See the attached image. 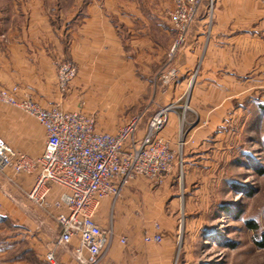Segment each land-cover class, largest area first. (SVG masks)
Segmentation results:
<instances>
[{"label":"crops","instance_id":"0c3cea01","mask_svg":"<svg viewBox=\"0 0 264 264\" xmlns=\"http://www.w3.org/2000/svg\"><path fill=\"white\" fill-rule=\"evenodd\" d=\"M74 3V10L68 13L61 7L55 9L46 0H10L0 4V87H17L20 97H31L47 108L61 105L75 111L77 104H73L81 83L75 81L67 92L61 93L57 85L59 60L74 61L88 81L87 87H121L115 68L123 65L129 69L135 105H152L140 124L139 136L160 106L180 102L188 91L187 101L196 121L182 137L181 111L177 106L170 112L162 135L177 151L182 139L183 162L188 168L228 161L232 138L230 131L220 126L223 120L250 118L246 103L252 99L249 94L255 88H264V0H217L212 30L208 32V20L202 12L190 29L186 44L172 60L169 49L175 28L168 10L173 0ZM172 66L177 75L168 81L164 76ZM260 100L258 107L264 112V97ZM115 131L112 128L109 132ZM0 136L11 146L32 154H41L46 144V130L34 117L1 102ZM19 182L23 190H28L34 177L23 176ZM165 186L168 184L164 189ZM20 189L0 177V222L11 221L14 228L0 235V264H52L47 260V253L52 250L58 263L78 264L72 244L56 245L58 225L49 235L45 226L35 224L41 209ZM60 191L54 185L50 199ZM110 200L105 198L98 212ZM175 224L174 218L166 215L159 222V229L154 225L146 232L160 233V243L145 241L146 233L141 241H129L127 237V243H122L123 235L115 229L116 239L100 264H170Z\"/></svg>","mask_w":264,"mask_h":264},{"label":"rangeland","instance_id":"374dc122","mask_svg":"<svg viewBox=\"0 0 264 264\" xmlns=\"http://www.w3.org/2000/svg\"><path fill=\"white\" fill-rule=\"evenodd\" d=\"M8 1L10 0H0V4H7ZM75 1L77 0H46L47 4L50 3L55 9L61 7L65 13L70 9L74 10L71 7L76 6ZM216 1L211 26L208 15L206 16L208 32L214 25ZM207 2L209 0H203L201 5ZM201 5L199 9L202 11ZM200 13L202 12L199 15L196 13L184 42L170 55L179 35L174 27L175 33L169 49L170 60L186 44L187 35L201 16ZM170 21L172 23L171 19ZM200 64L199 62L198 65ZM77 67L78 74L71 83H81L77 88L78 98L73 104H77L75 111L81 110L92 115L100 130L110 131L116 128L117 131L133 115H141V121L144 120L147 109L152 105H135L129 69L123 65L115 68L116 74L121 78H116L122 84L121 87H87L88 81H85L84 74L80 72L78 65ZM164 78L168 79L166 76ZM172 78L176 76L168 81ZM249 95H252V99L246 103L249 104L250 118L235 122L223 120L220 126L230 131L232 138V152L228 161L222 159L224 161H218L217 165L199 169L188 168L185 162L181 165L179 161L161 182L145 177L133 179L119 197L110 198L108 206L98 212L102 224L113 225L114 230L128 237L129 241H141L151 226L170 215L176 221L170 264H264V248L259 245L264 232V112L258 107L263 100H260L261 96L264 97V88H255ZM188 97L187 91L180 102L167 104L180 107L182 137L188 126L196 121L187 101ZM55 106L62 108L61 105ZM181 152L183 159L184 154ZM181 154H178L179 158ZM165 183L168 186L164 189ZM169 189H172V193ZM40 209L41 217L36 216L35 224L45 226V233L52 235L57 225L56 219L53 214ZM11 223L0 222V235L10 230L12 232L14 228ZM250 223L256 224L258 228H252ZM26 233L29 235V232Z\"/></svg>","mask_w":264,"mask_h":264},{"label":"built area","instance_id":"2783aa9c","mask_svg":"<svg viewBox=\"0 0 264 264\" xmlns=\"http://www.w3.org/2000/svg\"><path fill=\"white\" fill-rule=\"evenodd\" d=\"M202 1L174 0L168 10L179 32L170 55L184 42ZM215 1L208 2L210 26ZM56 67L58 88L65 92L76 78L78 67L69 60H59ZM176 72L173 67L165 76L169 79L176 76ZM0 102L31 115L46 130V144L41 154L15 148L0 136V177L19 189L21 177H34L30 189L20 190L35 206L54 215L59 230L56 245L72 244L73 258L78 264H100L116 239L114 226H104L97 218L105 198L116 199L138 177L161 182L179 161L183 164L182 139L177 151L162 135L170 112L175 108L173 105L160 107L139 136L141 115L129 117L117 131L109 132L98 129L96 119L81 110L47 108L31 97H19L17 87H0ZM54 185L61 191L50 199ZM155 227L159 229V223ZM144 238L147 242L162 241L158 232L146 233ZM120 241L127 243V237L121 236ZM47 260L60 264L54 250L47 253Z\"/></svg>","mask_w":264,"mask_h":264},{"label":"trees","instance_id":"16d2710c","mask_svg":"<svg viewBox=\"0 0 264 264\" xmlns=\"http://www.w3.org/2000/svg\"><path fill=\"white\" fill-rule=\"evenodd\" d=\"M201 9H202V11L199 9L198 12H197V15H199V12H204V15L206 17L207 14H208V2L205 3V4L203 3V5H201ZM250 224H251L252 228H255V229L258 228L256 224H253V223H250ZM259 245H260V247L264 248V232L261 234V237H260V240H259Z\"/></svg>","mask_w":264,"mask_h":264}]
</instances>
